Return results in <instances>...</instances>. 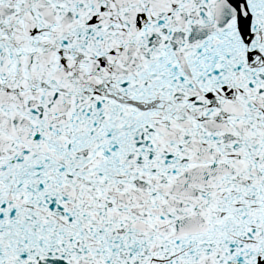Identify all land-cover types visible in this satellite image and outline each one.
Here are the masks:
<instances>
[{
	"label": "snow or ice",
	"instance_id": "obj_1",
	"mask_svg": "<svg viewBox=\"0 0 264 264\" xmlns=\"http://www.w3.org/2000/svg\"><path fill=\"white\" fill-rule=\"evenodd\" d=\"M0 264H264V0H0Z\"/></svg>",
	"mask_w": 264,
	"mask_h": 264
}]
</instances>
